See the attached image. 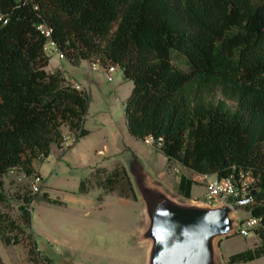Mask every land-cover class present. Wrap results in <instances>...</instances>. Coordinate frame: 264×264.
I'll return each mask as SVG.
<instances>
[{
	"label": "trees",
	"instance_id": "1",
	"mask_svg": "<svg viewBox=\"0 0 264 264\" xmlns=\"http://www.w3.org/2000/svg\"><path fill=\"white\" fill-rule=\"evenodd\" d=\"M40 24L72 66L94 58L132 82L123 109L132 137L162 138L166 159L195 174L250 177L253 201L243 209L258 219V241L228 263L264 256V0H0V184L14 170L39 175L34 163L62 147L63 126L75 141L89 133V94L45 69ZM195 183L180 174L174 189L189 198ZM113 184L109 177L99 187ZM36 197L25 191L14 218L0 190V240L24 245L40 264L29 208ZM39 198L64 204L46 191Z\"/></svg>",
	"mask_w": 264,
	"mask_h": 264
},
{
	"label": "rangeland",
	"instance_id": "2",
	"mask_svg": "<svg viewBox=\"0 0 264 264\" xmlns=\"http://www.w3.org/2000/svg\"><path fill=\"white\" fill-rule=\"evenodd\" d=\"M46 50L50 55L46 70L62 68L66 79L89 94L84 123L89 133L75 141V136L62 127V147L53 145L50 156L38 159L34 165L43 180L42 192L32 191L33 176L28 177L18 170L7 175L0 190L9 199L10 213L14 218L19 216L20 196L25 191L37 196L29 208L32 210V231L40 249V264H142L144 247L133 245L130 237L140 219V205L137 198L131 197L126 179L119 170L120 165L126 169L127 159L119 146L126 143L143 160L147 171L164 180L170 188L174 187L172 181L176 182L182 174L180 166L168 161L159 146L147 145L129 134L123 109L132 82L123 78L118 67L109 79L105 68L99 64L93 66V62H97L94 58L73 67L56 48L48 45ZM214 98L222 96L218 93ZM229 104L233 107V103ZM97 168L100 170L95 175ZM194 174L192 179L196 183L192 187V197L214 204L208 200L206 190L207 182L214 176ZM109 177L114 181L112 189H101L99 182ZM128 177L131 180L129 174ZM83 179L89 189L86 195L78 192ZM241 181L250 186V177L245 176ZM45 189L51 198H58L64 204L42 201L39 197ZM233 209L241 221L249 216L244 209L236 206ZM257 241L253 231L247 237L237 233L221 239L218 244L221 264H229L231 254L253 247ZM0 264L35 262L29 260L24 245L5 246L0 240ZM239 264H264V256Z\"/></svg>",
	"mask_w": 264,
	"mask_h": 264
},
{
	"label": "water",
	"instance_id": "3",
	"mask_svg": "<svg viewBox=\"0 0 264 264\" xmlns=\"http://www.w3.org/2000/svg\"><path fill=\"white\" fill-rule=\"evenodd\" d=\"M126 171L140 205L132 244L144 247L142 264H221L219 241L239 232L241 220L219 200L214 204L175 193L146 169L126 143Z\"/></svg>",
	"mask_w": 264,
	"mask_h": 264
},
{
	"label": "built area",
	"instance_id": "4",
	"mask_svg": "<svg viewBox=\"0 0 264 264\" xmlns=\"http://www.w3.org/2000/svg\"><path fill=\"white\" fill-rule=\"evenodd\" d=\"M38 29L42 32V34L47 38L45 49L48 45L52 47H56L54 41L51 38L52 30L46 24H40ZM61 57H64L62 53H60ZM95 64H93L94 66ZM117 67L108 66L105 68L107 70L109 79L112 78L111 73L115 71ZM77 89H80L79 85L75 84ZM144 142L147 145H157L161 146L162 138H154L153 136H147L144 139ZM209 176V175H205ZM242 176L241 178H244ZM249 177V176H248ZM251 180V179H250ZM42 177L40 175H36L32 181L31 187L32 191L35 193H39L42 190L40 186L42 185ZM207 197L210 202H218L219 200H223L225 204L233 209L234 206L243 209L248 206L253 201L252 193L250 192L249 186L246 185L245 182L238 181L234 175H231L226 178H218L214 176L207 182L206 185ZM233 206V207H232ZM234 210V209H233ZM258 225V219L249 215L245 220L241 221L240 228L238 234L247 237L250 235V232L253 231Z\"/></svg>",
	"mask_w": 264,
	"mask_h": 264
},
{
	"label": "crops",
	"instance_id": "5",
	"mask_svg": "<svg viewBox=\"0 0 264 264\" xmlns=\"http://www.w3.org/2000/svg\"><path fill=\"white\" fill-rule=\"evenodd\" d=\"M82 62L83 61H81V63H80V65L82 64ZM71 65V64H70ZM79 65V66H80ZM72 66V65H71ZM73 67H78V66H73ZM46 69V68H45ZM56 69H60L62 72H63V74H64V70L62 69V68H60V67H56L54 70H56ZM54 70H52V71H48V72H53ZM64 77H65V74H64ZM68 82H71V81H69L68 79H66ZM72 83V82H71ZM68 131V130H67ZM64 134V133H63ZM50 156V155H49ZM48 158V157H47ZM46 159V158H45ZM37 164V162H35L34 163V165H36ZM180 166V165H179ZM36 167V166H35ZM38 172H39V170L38 169H36ZM180 170L182 171V174H184V175H186L187 177H191L192 178V176H193V172L191 171V170H189L188 168H185V167H182V166H180ZM13 171H10L7 175H9L10 173H12ZM7 175L4 177V180H5V178L7 177ZM195 175V174H194ZM179 178V177H178ZM178 178H177V180H178ZM159 179V178H158ZM159 180H161L162 182H164L167 186H169L164 180H162V179H159ZM177 180H176V182H177ZM175 181H172V185H174L175 183H176ZM47 184V183H46ZM170 187V186H169ZM193 187V186H192ZM56 188L58 189V190H60V189H62L63 190V188H60V187H57L56 186ZM171 189H174V187H171ZM45 191H47L46 189H45ZM81 194V193H80ZM84 195H86V194H84ZM191 199H194V200H196L195 198H193L192 197V189H191V197H190ZM62 201V200H61Z\"/></svg>",
	"mask_w": 264,
	"mask_h": 264
}]
</instances>
